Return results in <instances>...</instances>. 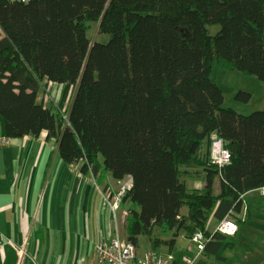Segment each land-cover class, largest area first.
<instances>
[{
    "label": "trees",
    "instance_id": "1",
    "mask_svg": "<svg viewBox=\"0 0 264 264\" xmlns=\"http://www.w3.org/2000/svg\"><path fill=\"white\" fill-rule=\"evenodd\" d=\"M92 22L108 42H92ZM211 25L220 26L215 35ZM0 29L3 136L46 131L82 173L101 182L131 177L121 206L136 246L146 236L171 253L176 237L200 231L212 235L203 255L223 260L231 237L207 225L264 188V111L225 107L211 70L264 84V0H0ZM49 82L65 85L58 107L39 100ZM213 135L231 156L222 167ZM201 175L204 187L189 188L187 178ZM167 230L171 239L155 236Z\"/></svg>",
    "mask_w": 264,
    "mask_h": 264
},
{
    "label": "crops",
    "instance_id": "2",
    "mask_svg": "<svg viewBox=\"0 0 264 264\" xmlns=\"http://www.w3.org/2000/svg\"><path fill=\"white\" fill-rule=\"evenodd\" d=\"M64 90V84L49 82L47 94L44 89L39 91V100L49 105L50 100H61ZM4 138L0 125V264H18L17 249L8 240L27 247L41 264H90L91 253L97 260L96 243L111 237L115 230L116 221L105 203V192H116V181L108 176L101 182L99 177L82 173L80 165L66 163L56 140L47 139L46 131L39 137L6 138L7 143L2 141ZM187 185L202 189L204 175L188 177ZM219 185L217 178L216 193ZM253 193L264 197L260 190L244 196L243 207L236 212L239 231L230 239L233 245L224 250L223 260L205 254L196 264H264V200L256 196L249 204L247 196ZM121 215L117 216V225L123 222L124 228L127 215ZM219 222L210 217L207 231L214 233ZM155 236L172 238L157 232ZM181 236L189 239L179 235L175 242ZM145 238L146 247L141 245V237L136 246L140 256L153 248L161 254L170 252L166 246L156 247Z\"/></svg>",
    "mask_w": 264,
    "mask_h": 264
},
{
    "label": "built area",
    "instance_id": "3",
    "mask_svg": "<svg viewBox=\"0 0 264 264\" xmlns=\"http://www.w3.org/2000/svg\"><path fill=\"white\" fill-rule=\"evenodd\" d=\"M18 2H29L31 0H9ZM4 143L8 139L2 140ZM230 153L227 151L222 140L216 135L212 136V158L215 164L224 166L230 162ZM132 187V178L129 177L124 181V184L116 191L105 192V203L114 214L116 221L115 230L111 237L100 239L95 246V253L97 256V264H179L171 253L161 254L158 250L149 249L143 256L138 254L136 245L127 237L123 236L117 225V213L127 189ZM260 193L264 195V188L260 189ZM127 215V213H124ZM239 231L236 212L231 211L225 218H223L217 225L214 232H218L227 237H234ZM212 238L207 237L203 232H196L192 237H189L190 245L188 251L195 253L194 257L184 256L182 262L185 264H196L203 256L206 242ZM8 243L14 245L19 256L18 264H41L36 255L29 253L27 247L23 245H15L11 240ZM3 245V240L0 239V246Z\"/></svg>",
    "mask_w": 264,
    "mask_h": 264
},
{
    "label": "rangeland",
    "instance_id": "4",
    "mask_svg": "<svg viewBox=\"0 0 264 264\" xmlns=\"http://www.w3.org/2000/svg\"><path fill=\"white\" fill-rule=\"evenodd\" d=\"M89 25L91 28L88 32V36L92 39V42L98 41L101 43H106L109 41V36L107 34L98 33V24L92 22ZM208 29L211 35H215L219 31L220 26L211 25L208 27ZM211 78L219 85V87L223 91L225 107L234 108L239 113L244 115H248L254 111H264V84L256 76L246 75L238 70H228L222 67L214 66L211 70ZM240 91L249 93L251 95L250 98L247 101L238 99L236 95ZM60 102L61 100L59 98L58 101L55 100L49 101V104L56 105L58 107ZM69 105H70V101L66 105V110H68ZM56 106H52L54 111L57 110ZM191 183H192V179H189L188 185L191 186ZM123 184L124 181L120 183L114 182L113 188L115 190H118ZM256 196L264 200V197L260 196L258 193H253L247 196V200L249 204H251L252 198H255ZM252 209L253 208H251V211L253 212ZM124 210L127 213L126 208L120 205L119 211L117 213L118 218L119 216H122L121 214L125 213ZM185 210H187V208H184V211ZM262 213L264 214L263 208H262ZM123 225H124L123 222L118 223L119 226L118 228L120 229L121 234L126 237V232L124 230L125 228H123ZM157 233L161 234V236L164 238L173 237L174 234L170 230L164 232L158 231ZM140 242L143 247H146L147 243L145 236H141ZM189 245H190V240L186 239V237L184 236H181L180 238H178V241L175 242V246L171 254L178 261L179 264H185L184 262H182V258L184 256H190V257L195 256V253H191L188 251ZM90 259H91L90 264H96L97 260H95V257L93 256L92 253ZM87 264H89V262H87Z\"/></svg>",
    "mask_w": 264,
    "mask_h": 264
}]
</instances>
